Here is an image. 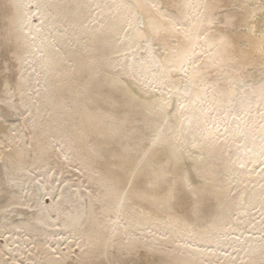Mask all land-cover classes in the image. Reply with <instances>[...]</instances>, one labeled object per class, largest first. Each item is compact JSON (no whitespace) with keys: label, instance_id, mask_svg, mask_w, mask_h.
<instances>
[{"label":"rangeland","instance_id":"374dc122","mask_svg":"<svg viewBox=\"0 0 264 264\" xmlns=\"http://www.w3.org/2000/svg\"><path fill=\"white\" fill-rule=\"evenodd\" d=\"M41 1L46 19L34 1L0 0V264H264V181L239 179L234 170L242 165L231 149L219 150L215 175L205 178L211 154L201 131L189 127L195 114L168 106L172 88L141 87L120 65L137 53L120 50L135 34L132 26L100 15L96 0H81L78 12L74 0ZM99 1L101 7L106 0ZM234 5L215 0L213 15ZM70 11L83 31L70 27ZM58 22L78 36L59 28L63 44L33 51L26 28ZM225 22L235 44L244 29ZM152 36L160 46H178L175 33ZM260 68L235 45L203 86L219 89L220 102L230 106L246 73ZM257 108H243L244 127ZM242 192H253L243 193L248 204L239 200ZM242 216L240 223L248 222L240 230ZM217 225L224 241L260 247L201 242ZM259 225L263 231L253 229Z\"/></svg>","mask_w":264,"mask_h":264},{"label":"bare ground","instance_id":"6f19581e","mask_svg":"<svg viewBox=\"0 0 264 264\" xmlns=\"http://www.w3.org/2000/svg\"><path fill=\"white\" fill-rule=\"evenodd\" d=\"M29 1L37 4L40 19H46L47 13L42 1ZM74 1L76 4L73 11L84 9L81 0ZM180 2H182L180 7H174L159 0H106L100 7V1L96 0L94 7L100 9V15L112 19L113 22L132 26L135 31L133 37H126L125 45L120 49L137 51L130 62L124 59L120 61L129 78L141 87L151 88L156 85L159 92L172 88L168 106L179 105L182 115L190 117L191 114H195L194 121H191L189 127L201 131L204 150L211 154L205 167L201 169L205 178H213L215 175L216 167L213 166L216 165V155L220 151L227 152L231 149L237 151L236 156L242 165V169L234 170L238 178L243 181L262 182L264 181V0H234L235 5L227 12H221L216 18L213 15L216 13L215 0H180ZM22 8L23 5L17 6V11ZM141 8H145L146 12ZM60 16L62 15L58 12L54 18ZM66 18L70 22V27L84 30V23L71 17V11ZM23 20H25L24 26L29 23L28 18ZM232 20H235L237 28L244 29L243 35L235 37V44L229 41L232 36L231 30L229 28L224 30L227 24L225 21L230 25ZM67 27L68 24L60 22L55 26L47 23L27 27L26 35L31 37L32 50L47 54L53 47V42L63 44L65 34L59 28L67 30ZM178 27L180 29H177ZM159 31L166 35L170 32L175 33L178 46L158 45L157 41L152 39V34ZM218 31L223 32L218 33ZM68 32L75 38L78 36L77 32ZM148 37L151 40H148ZM235 45L239 47L240 54L256 57L260 61L261 68L246 73L244 80L235 89V99L231 101L230 106H225L220 102L221 91L213 85H208L209 88L205 87L203 82L209 80L208 72ZM86 47L93 48L91 45ZM46 60L49 61L51 58L46 57ZM152 95L153 99L159 96ZM250 103L258 106L257 110L255 109L257 113L245 122L246 127H244L241 119L242 110ZM162 138L166 139V136ZM175 152L177 157L182 155L180 147ZM252 169H256L257 172ZM257 169L262 170L258 173ZM187 176L184 177L185 180ZM41 191L40 187L35 189V193ZM243 193L246 192L241 193L239 200L244 197ZM252 193L246 194L251 196ZM243 202L247 203L246 198ZM91 207L92 204L88 209ZM67 217L72 222L75 219L70 211L67 212ZM243 218L242 216L237 220L238 224ZM244 221L246 223H240V230L247 224V218ZM215 229L216 234L213 238H209L211 233H204L207 239L201 242L213 245L215 249L232 250L246 245L255 249L260 247L259 244L255 245L254 240L224 241L227 238H225L226 234L222 233L221 226L217 225ZM253 229L263 231V226H254ZM239 233L241 231L236 232L235 235Z\"/></svg>","mask_w":264,"mask_h":264}]
</instances>
